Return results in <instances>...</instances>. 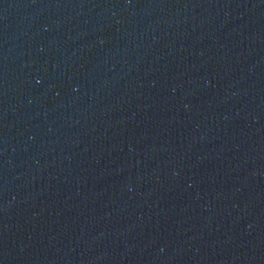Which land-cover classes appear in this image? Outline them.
Instances as JSON below:
<instances>
[{"label": "water", "instance_id": "1", "mask_svg": "<svg viewBox=\"0 0 264 264\" xmlns=\"http://www.w3.org/2000/svg\"><path fill=\"white\" fill-rule=\"evenodd\" d=\"M0 264H264V0H0Z\"/></svg>", "mask_w": 264, "mask_h": 264}]
</instances>
